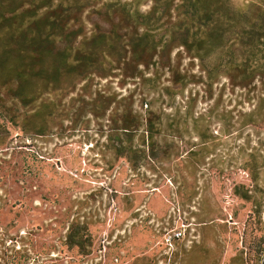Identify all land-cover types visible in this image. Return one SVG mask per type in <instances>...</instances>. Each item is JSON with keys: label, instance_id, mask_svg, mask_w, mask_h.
Returning <instances> with one entry per match:
<instances>
[{"label": "rangeland", "instance_id": "374dc122", "mask_svg": "<svg viewBox=\"0 0 264 264\" xmlns=\"http://www.w3.org/2000/svg\"><path fill=\"white\" fill-rule=\"evenodd\" d=\"M177 49L140 65L137 78L118 71L101 79L111 90L133 91L135 107L152 99L163 108L153 157L133 165L115 157L94 119L68 115L65 91L44 92L34 115L6 122L0 264H264L259 85H240V68L215 66L209 78L199 58ZM216 54L204 55L207 67ZM48 85L65 88V76ZM73 217L87 222L84 252L66 239Z\"/></svg>", "mask_w": 264, "mask_h": 264}, {"label": "trees", "instance_id": "16d2710c", "mask_svg": "<svg viewBox=\"0 0 264 264\" xmlns=\"http://www.w3.org/2000/svg\"><path fill=\"white\" fill-rule=\"evenodd\" d=\"M140 1L0 0V145L6 122L34 115L44 92L56 89L68 95V115L85 114L106 132L115 157L132 165L140 156L153 157L163 108L155 109L152 99L135 107L133 91L111 90V82L101 79L118 71L137 78L140 65L177 47L199 58L209 78L215 66L240 68V85H259L254 109L264 104V0L243 6L230 0H148L146 11ZM90 11L96 17L84 14ZM213 52L220 57L207 67L203 57ZM64 76L65 88L48 85ZM167 88L162 91L169 94ZM240 194L250 197L246 190ZM86 224L78 217L67 221V241L83 252L91 244Z\"/></svg>", "mask_w": 264, "mask_h": 264}, {"label": "built area", "instance_id": "2783aa9c", "mask_svg": "<svg viewBox=\"0 0 264 264\" xmlns=\"http://www.w3.org/2000/svg\"><path fill=\"white\" fill-rule=\"evenodd\" d=\"M181 234V232H180V230H177V231H174L173 232V235L172 236H178V235H180ZM171 236V235H170ZM170 236H169V238H170Z\"/></svg>", "mask_w": 264, "mask_h": 264}]
</instances>
